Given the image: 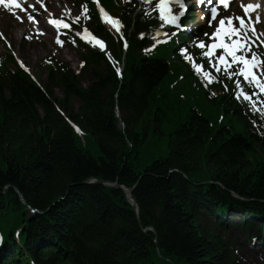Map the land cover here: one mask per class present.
I'll use <instances>...</instances> for the list:
<instances>
[{
	"label": "trees",
	"instance_id": "trees-1",
	"mask_svg": "<svg viewBox=\"0 0 264 264\" xmlns=\"http://www.w3.org/2000/svg\"><path fill=\"white\" fill-rule=\"evenodd\" d=\"M101 2L128 42L121 81L102 54L83 47L93 81L80 89L53 67L47 81L62 99L0 70V264H237L198 222L201 209L220 223L225 207L264 212V130L252 127L264 120L235 110L231 125L210 126L204 113L179 106L185 78L166 48L153 50L154 21L133 16L128 0ZM91 18L120 61L119 40ZM91 180L132 189L138 215L121 190ZM20 196L38 213L27 217Z\"/></svg>",
	"mask_w": 264,
	"mask_h": 264
},
{
	"label": "snow or ice",
	"instance_id": "snow-or-ice-1",
	"mask_svg": "<svg viewBox=\"0 0 264 264\" xmlns=\"http://www.w3.org/2000/svg\"><path fill=\"white\" fill-rule=\"evenodd\" d=\"M211 2V0H209ZM221 3H224V0H220ZM200 3L203 4L204 0H200ZM0 4H3L4 8L8 11H11L13 7L20 8V4L16 3V0H11V3L5 2V0H0ZM170 4H178L181 9L185 8L184 0H160L159 4L156 5L157 8H159L160 11V18L168 24H177L180 17L183 16V11L180 12L179 15H173L172 9L169 7ZM226 6V5H225ZM244 8L245 14L249 12L250 9H253L254 6L252 4H248L247 6L242 5ZM87 11V6H85V12ZM104 10L101 9V12ZM211 14L212 19L215 20L218 15L217 8L213 7L211 8ZM29 20L32 19V16L30 15L28 17ZM80 17H76V20L79 21ZM239 20V26L238 27H232L228 31L224 30V24L225 20L220 19L219 20V27H216L215 31L211 34V39L219 40V42H212L211 44L207 45V51L203 52V56L208 58L211 57L214 54L215 49L222 48L223 54L219 55L217 57V63L218 65L224 66L223 71L224 75L228 79H232L234 76H242L246 81H248L250 84H254L256 87L260 89L261 92H264V79H258L257 74L253 72L254 68H260L264 69V59H261L260 54L258 52L251 49V38L256 36V30L253 28L251 30V33L249 34V30L245 25V20L243 18L237 17ZM259 17H256V20L259 21ZM53 23H56V21H53ZM113 25H118V20L112 21ZM229 24H231V20H229ZM65 27H68V25H65ZM85 32L88 30L85 28ZM117 31H119V28H117ZM227 37V42L221 38V35ZM79 35V33H77ZM208 33H205V36H208ZM235 37V39H233ZM93 39H96L93 37ZM60 42L59 40L57 41ZM97 43L100 45L101 48L104 47L102 41H97ZM195 46V45H194ZM125 47H127V44H125ZM206 47L204 42L199 43V48L204 49ZM181 52H185L186 49H180ZM240 52V55H237V53ZM250 53L251 59L247 58V54ZM227 57L231 58V63L228 62L226 59ZM187 58V57H186ZM242 65V67L239 68V72H229L228 68L231 67V65ZM216 67V72H220L221 68L213 65ZM120 69L117 68V72H119ZM262 76H264V73H261ZM204 76L207 80L215 81L216 77L212 75L209 72H205ZM236 87H240V81L237 80ZM243 94V93H242ZM214 95V94H213ZM243 98L245 100H250L251 97L249 95H243Z\"/></svg>",
	"mask_w": 264,
	"mask_h": 264
},
{
	"label": "rangeland",
	"instance_id": "rangeland-1",
	"mask_svg": "<svg viewBox=\"0 0 264 264\" xmlns=\"http://www.w3.org/2000/svg\"><path fill=\"white\" fill-rule=\"evenodd\" d=\"M56 1H58V7H56L55 4L53 5L52 2H42L50 9L45 17L50 15L56 18L75 19L78 16L80 10L79 5L74 4L70 0ZM51 9L52 11H56V14H53ZM197 20V23L191 24L189 29L202 22V19L199 16H197ZM48 29L51 31V28ZM39 31L41 32V30ZM24 32H26V34L22 37V33ZM75 35L78 36L77 34ZM62 38L63 36L57 39L53 38L52 41L45 39V37L43 39H39L35 37L33 33H30L29 30L22 25V23H18L14 19L5 17L4 15L2 17L0 13V50H2V52L7 50L10 51L14 59L21 60L32 74H40V82L42 84L46 81V73L37 67L40 60L52 57L54 61H62L73 70L79 65V59L72 49L63 44ZM58 40L60 41L59 43L57 42ZM247 83L252 86V84L248 81ZM52 95L55 99H62V95L59 90L53 89ZM77 107L78 101H73L70 104L72 111H76ZM23 209L26 211L25 207ZM230 232L236 236L234 229L230 230ZM245 261L246 262L242 259V264H264V253L262 256L257 258L249 257L248 260Z\"/></svg>",
	"mask_w": 264,
	"mask_h": 264
},
{
	"label": "bare ground",
	"instance_id": "bare-ground-1",
	"mask_svg": "<svg viewBox=\"0 0 264 264\" xmlns=\"http://www.w3.org/2000/svg\"><path fill=\"white\" fill-rule=\"evenodd\" d=\"M35 1V0H33ZM246 1V4H252L254 6H257L258 7H254L253 9H250L249 10V13L250 15L253 17V19L258 22L259 24H263L264 25V0H245ZM34 5L31 6L29 3H24V7H25V13L22 15V18H23V26L25 28H28L29 32L30 33H37V31L40 29L47 32V24L43 21H41L40 19H38L36 17V12L39 10V7L37 6L36 3H33ZM32 16L35 21L37 22V27H33L32 24L30 23V20L28 19L29 16ZM256 17H259V21L256 20ZM26 34V32H24V35ZM53 35L52 34H49L46 36V39L49 40V41H52L53 39ZM202 204V203H201ZM200 206V203L199 205ZM232 221V220H231ZM250 252L253 251V250H249Z\"/></svg>",
	"mask_w": 264,
	"mask_h": 264
},
{
	"label": "water",
	"instance_id": "water-1",
	"mask_svg": "<svg viewBox=\"0 0 264 264\" xmlns=\"http://www.w3.org/2000/svg\"><path fill=\"white\" fill-rule=\"evenodd\" d=\"M98 183H102V182H101V181H98ZM113 186H114L115 188H119L117 184H114ZM125 192L128 193V192H131V190H125ZM19 198H20V201H21V202H24L21 196H20Z\"/></svg>",
	"mask_w": 264,
	"mask_h": 264
}]
</instances>
